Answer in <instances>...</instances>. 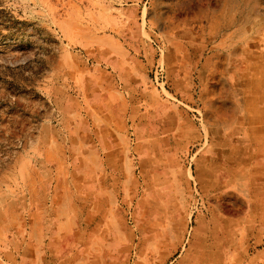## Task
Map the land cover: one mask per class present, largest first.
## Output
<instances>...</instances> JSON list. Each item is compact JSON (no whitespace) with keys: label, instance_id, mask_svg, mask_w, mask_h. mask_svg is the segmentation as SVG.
<instances>
[{"label":"rangeland","instance_id":"rangeland-1","mask_svg":"<svg viewBox=\"0 0 264 264\" xmlns=\"http://www.w3.org/2000/svg\"><path fill=\"white\" fill-rule=\"evenodd\" d=\"M0 264H264V0H0Z\"/></svg>","mask_w":264,"mask_h":264}]
</instances>
